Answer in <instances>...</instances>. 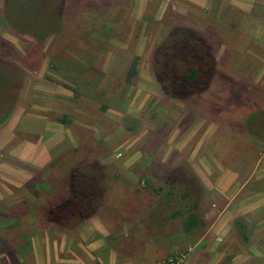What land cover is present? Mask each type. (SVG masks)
<instances>
[{"label":"rangeland","instance_id":"rangeland-1","mask_svg":"<svg viewBox=\"0 0 264 264\" xmlns=\"http://www.w3.org/2000/svg\"><path fill=\"white\" fill-rule=\"evenodd\" d=\"M9 1L0 0V61L17 74L21 87L0 95L13 102L0 125V264H86L83 255L87 262L96 259L84 243L95 239L105 245L100 261L115 255L111 233L89 234L85 223L110 199L111 186L118 185L116 195L124 194L126 182L148 198L157 197L156 214L169 215L164 229L175 214L185 220L183 209L192 205L212 223L224 206L211 194L204 203L197 175L238 177L232 185L238 192L239 178L253 177L264 165L261 47L241 31L244 18L252 24L253 15L244 17L230 0H214L216 6L202 11L184 5L163 18L160 0H154L148 19L135 25L130 16L122 17L127 9L124 3L117 8L120 0H59L57 20L51 21L57 32H47L44 40L25 32L35 23L26 26L20 17L8 21ZM255 14L264 18V8ZM174 33L191 38L190 53L200 47L214 60L203 62V83L194 88L184 77L195 66L191 60L171 67L174 78L162 72L158 57ZM135 57L138 74L129 83ZM53 123L66 131L58 133ZM84 183L96 200L91 209L80 207L76 222L71 209L83 203L77 188ZM252 185L244 194L259 187L263 196L264 177ZM261 207L249 229L230 226L211 236L218 245L227 239L235 251L246 253L244 264H264V203ZM106 212L96 218L104 221ZM195 234H184L192 243L173 253L189 251L185 264L197 248Z\"/></svg>","mask_w":264,"mask_h":264},{"label":"crops","instance_id":"crops-1","mask_svg":"<svg viewBox=\"0 0 264 264\" xmlns=\"http://www.w3.org/2000/svg\"><path fill=\"white\" fill-rule=\"evenodd\" d=\"M153 1L154 0H120L117 8H120L124 3L127 10L126 16L124 15L122 17L130 16L132 21L129 22L135 25L140 23L141 20L145 22V20L148 19L145 18V16H147L146 13L148 14L151 12L150 4H152ZM213 1L214 0H160L159 7L160 12L162 11L163 18L165 14L170 11L174 10L173 12H178L184 10L185 8L182 7L184 5H186L185 7H187L190 12L192 10H208L210 7L216 6V3ZM230 4L235 9L238 8L246 18H248L247 15H253L251 17L255 20L252 24L248 23L252 19L246 21L244 18L241 31L244 30L250 33L258 46L261 47L262 58H259V60L264 64V18L255 14L257 10L264 8V0H230ZM112 6L115 7L116 5ZM117 23H120V21L118 20ZM227 66L226 64L223 65V67ZM223 86L225 87V83ZM63 88L66 89L65 87ZM53 124L56 125L58 133L66 131L65 125L60 126L57 123ZM50 134L52 136L54 135V133ZM263 177L264 165L259 167V170L253 177L245 180L239 178L240 181L238 185L240 184V189L238 192H232V187L237 183L236 180L238 177L233 176L230 179L223 177L221 179H215L213 176L206 175L202 177L198 174L196 180L202 185V188H204V190L202 189L204 203L206 204V201L209 203L211 194V196L213 195V197H211L213 201H221V207L224 206L223 210L219 212L216 216L217 218L211 223L210 217L206 219V215L202 214L198 208L196 209V207H194L195 205H192V210L190 206H186V208L183 209L184 213L186 212L185 220H183V217H179L175 214L166 224L167 233L162 225L165 224L169 215H165V219H160L159 217H161V215L156 214V209L158 207V199L156 196L150 195L148 198L144 193L141 194L140 192H136V186H133L135 183L132 182L123 183V185L128 184L124 194L120 192L116 195L115 190L118 185L114 188L111 186L112 189L109 193L110 199L105 203L104 207H99L96 209V213L92 214L98 217L97 215L107 210L104 215V221L95 216H90L85 226H87V224L90 226L89 234H92L94 231V233H99L103 235L102 237H106V235L111 233V248L114 252L112 254L115 255H111V257L108 258L102 256L100 261L97 255H100L105 245H101L100 239H95L85 242L84 246L92 253V258L96 260L87 262V257L83 255L82 262L86 264H162L170 255L179 250V248L182 250L192 243L191 239H184L186 238L183 237L184 234L185 236L191 237L193 234L196 235L195 233H197V248L188 264H244L246 253L244 255L240 253V251H235V247L230 240L227 239L223 241L224 245H218L216 238L211 236H215V233L218 232H228L231 228L230 226H233V228L239 231L242 229H249L252 225V221L254 220L256 222L255 218L262 209V203H264V194L263 196L261 195L259 187H255L254 191H248L246 194L244 193L247 184L250 186V189L253 186L252 184H261ZM213 181H216V185L213 184ZM111 183L117 184L118 182L112 180ZM216 188L218 192L214 191ZM205 190L206 194L204 195ZM241 190L243 193H241ZM165 195L167 198V205L170 206L169 200L174 194L172 190L169 189ZM236 199L238 200L236 206H231L232 202ZM167 205L163 203V206L166 208L168 207ZM173 212H176V210H173L172 213ZM191 213H193V215L195 214L198 219L195 220L194 226H192L190 231L186 232L184 230V223L187 222V218ZM210 216H213V214ZM233 217L234 219L232 220ZM251 217L253 220H251ZM236 221L241 222L245 227H240ZM81 227H83V225ZM179 230L182 234L179 233ZM244 234L245 230L240 232V236L244 244H246L249 239L246 241ZM102 241L105 242V240ZM213 245H218L219 248L214 249L212 247ZM81 246L82 245H78L79 248H82ZM136 247H138L137 252L136 250L134 251ZM140 248H143V251H140Z\"/></svg>","mask_w":264,"mask_h":264},{"label":"trees","instance_id":"trees-1","mask_svg":"<svg viewBox=\"0 0 264 264\" xmlns=\"http://www.w3.org/2000/svg\"><path fill=\"white\" fill-rule=\"evenodd\" d=\"M57 1L59 0H10L7 5L9 14L7 13L8 11H6L5 14L9 15V16L7 15L9 22H11L12 19H14L15 17H20L26 19V26L28 24L30 25V22L35 23L36 25H34L35 27H33L32 30L30 27H28V29H26L25 32L28 35L34 37L35 39L44 40L47 32H52V33L57 32V31H53L52 29L53 23H51V21L54 20L53 17L55 19L56 17H58L55 15V9H57L55 8L56 7L55 4L57 3ZM17 14L18 16H16ZM190 43L192 42L189 36L174 33L162 45V49H161L162 53L159 54L158 58L161 59L162 62V72L163 71L167 72L166 75L171 78L175 77V72L171 68L173 65L176 69L178 64H182V63L184 64L186 61L191 60L192 63L195 64V66L190 71H186L184 77L186 78L188 84L189 82L192 84V86L190 85L191 86L190 88H194L196 87V84L203 83V78L205 75L203 73L204 71H202L203 70L202 67H204L203 62L205 61L210 62L211 60H209L208 58L209 55H207L206 50L204 49L202 50L200 49V47H198L196 50H193L190 53V49H189ZM213 61L210 63L211 64L214 63ZM138 63H139V57H135L132 61V64L130 66V69L126 77L127 82L130 83L133 80V78L137 76ZM5 65H6L5 62L0 61V95H4L8 91L12 90L14 87L16 88L17 85L15 83L17 74L15 72L6 71V69L4 68ZM17 86L21 87L19 85ZM11 106H13V102L11 100L7 101L5 98H2L0 96V115L2 112H6L7 110V112L3 114L6 116L3 118L0 117L1 118L0 125L4 124L7 121V119L10 117V112L12 110L9 108ZM90 186L93 187L92 184H90ZM88 188L89 187H87L85 183L84 185L81 184L77 188V192L79 193L78 200L82 199L81 202L83 201V203L78 204L76 202L77 205L75 204V209L73 208L71 209L74 211L72 215L77 216L76 222H78V215L76 212L81 213L80 207L91 209L90 206L96 200V194L91 193L90 189ZM88 192H90L91 194ZM196 219H198V217L195 214L194 215L191 214L187 218V222L184 223V230L186 232L190 231L192 226H194V222ZM237 223L238 225H240V227L243 228L245 227V225L241 224V222L238 221ZM244 236L245 239L247 240L246 233L244 234Z\"/></svg>","mask_w":264,"mask_h":264},{"label":"built area","instance_id":"built-area-1","mask_svg":"<svg viewBox=\"0 0 264 264\" xmlns=\"http://www.w3.org/2000/svg\"><path fill=\"white\" fill-rule=\"evenodd\" d=\"M189 255V251L175 253L169 257L167 264H185Z\"/></svg>","mask_w":264,"mask_h":264},{"label":"flooded vegetation","instance_id":"flooded-vegetation-1","mask_svg":"<svg viewBox=\"0 0 264 264\" xmlns=\"http://www.w3.org/2000/svg\"><path fill=\"white\" fill-rule=\"evenodd\" d=\"M190 85H192L190 82H189Z\"/></svg>","mask_w":264,"mask_h":264}]
</instances>
